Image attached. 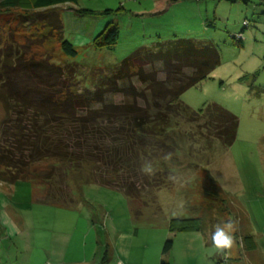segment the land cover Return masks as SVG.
Returning <instances> with one entry per match:
<instances>
[{
  "label": "rangeland",
  "instance_id": "1",
  "mask_svg": "<svg viewBox=\"0 0 264 264\" xmlns=\"http://www.w3.org/2000/svg\"><path fill=\"white\" fill-rule=\"evenodd\" d=\"M105 9L108 14L101 13ZM56 11L60 36L76 50L73 57L62 53L49 23ZM107 23L117 27V42L98 48L94 38ZM177 38L217 48L219 64L180 100L192 110L215 102L235 114L233 143L208 142L198 135V123L178 119L168 183L151 189L153 200L138 213L121 190L82 183L80 172L55 182L71 198L66 207L45 199L40 182L0 180V264H59L54 251L64 253V264H264V0H76L49 8H0V57L9 41L34 58L77 63L78 92L94 90L105 68L135 48ZM3 95L0 89V130L7 115ZM111 97L122 101L120 93ZM187 131H194L190 139ZM173 218L198 219L199 232L172 231ZM229 219L238 222L235 243L218 251L211 243L213 225ZM124 235L127 249L120 256L114 243ZM166 239L171 246L164 252Z\"/></svg>",
  "mask_w": 264,
  "mask_h": 264
},
{
  "label": "trees",
  "instance_id": "2",
  "mask_svg": "<svg viewBox=\"0 0 264 264\" xmlns=\"http://www.w3.org/2000/svg\"><path fill=\"white\" fill-rule=\"evenodd\" d=\"M75 1L0 0V8H49ZM76 12L94 13L91 9ZM48 20L59 34L62 53L73 57L76 50L60 36L59 12L51 13ZM117 39V27L107 23L94 44L112 48ZM5 43L0 89L7 115L0 130V180L40 182L50 202L70 206L69 194L55 182L80 172L82 183L121 190L138 213L153 200L151 189L168 183L166 173L172 168L166 167L167 158L176 150L171 131L177 128L178 119L198 123V135L208 142L217 139L229 146L235 139L238 119L228 109L209 102L192 110L180 100L183 92L206 79L219 64V52L212 42L177 38L156 48L139 46L116 65L103 67L107 73L89 92L76 90L81 75L77 63L60 65L34 58L23 45L12 48L11 42ZM116 93L122 95L121 102L112 99ZM192 132L187 131L188 139ZM148 163L151 174L142 171ZM198 223L196 218H173L169 229L197 231ZM170 246L171 240L166 239L163 251Z\"/></svg>",
  "mask_w": 264,
  "mask_h": 264
},
{
  "label": "clouds",
  "instance_id": "3",
  "mask_svg": "<svg viewBox=\"0 0 264 264\" xmlns=\"http://www.w3.org/2000/svg\"><path fill=\"white\" fill-rule=\"evenodd\" d=\"M142 171L151 174L153 169L150 163L142 167ZM238 230V222L234 219L222 221L213 225L211 243L218 251L231 249L235 243L234 233Z\"/></svg>",
  "mask_w": 264,
  "mask_h": 264
},
{
  "label": "crops",
  "instance_id": "4",
  "mask_svg": "<svg viewBox=\"0 0 264 264\" xmlns=\"http://www.w3.org/2000/svg\"><path fill=\"white\" fill-rule=\"evenodd\" d=\"M167 162L168 163H167L166 167L171 168L172 166H174L172 163L169 164V161H167ZM64 207H66V206H64ZM194 232L198 233L199 230L194 231ZM127 243H128L127 235H124L122 238H118V237L116 238L115 243H114V246H115L114 249L118 252V254L120 256H123L125 254L126 249H127ZM52 253L57 258L59 264H64V262H63L64 253L63 252L62 253H58V252L54 251Z\"/></svg>",
  "mask_w": 264,
  "mask_h": 264
}]
</instances>
